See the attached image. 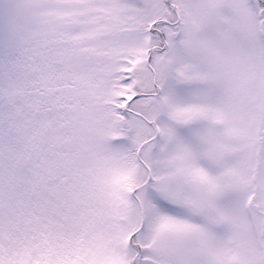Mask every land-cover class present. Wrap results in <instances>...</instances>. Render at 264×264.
<instances>
[{
	"label": "snow or ice",
	"instance_id": "obj_1",
	"mask_svg": "<svg viewBox=\"0 0 264 264\" xmlns=\"http://www.w3.org/2000/svg\"><path fill=\"white\" fill-rule=\"evenodd\" d=\"M0 264H264V0H0Z\"/></svg>",
	"mask_w": 264,
	"mask_h": 264
}]
</instances>
